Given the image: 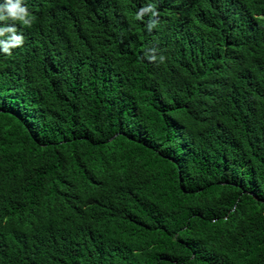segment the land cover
Returning <instances> with one entry per match:
<instances>
[{
    "label": "trees",
    "instance_id": "obj_1",
    "mask_svg": "<svg viewBox=\"0 0 264 264\" xmlns=\"http://www.w3.org/2000/svg\"><path fill=\"white\" fill-rule=\"evenodd\" d=\"M23 2L0 264H264V0Z\"/></svg>",
    "mask_w": 264,
    "mask_h": 264
},
{
    "label": "clouds",
    "instance_id": "obj_2",
    "mask_svg": "<svg viewBox=\"0 0 264 264\" xmlns=\"http://www.w3.org/2000/svg\"><path fill=\"white\" fill-rule=\"evenodd\" d=\"M145 13H151L148 22L145 27L148 31H151L157 25V20L152 17H156L158 14L155 10V4L149 3L145 7L141 8L137 13V19H142ZM19 21L24 25L31 23V16L24 5L23 0H2L0 2V21ZM10 34L7 39L0 40V50L5 53H10L12 47L19 46L23 43V37L16 32L15 24L0 25V36Z\"/></svg>",
    "mask_w": 264,
    "mask_h": 264
}]
</instances>
